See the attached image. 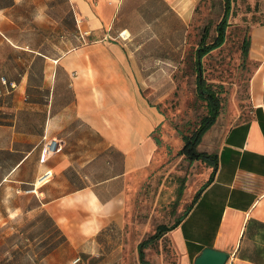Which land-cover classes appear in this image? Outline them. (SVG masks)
Wrapping results in <instances>:
<instances>
[{"label":"crops","instance_id":"0c3cea01","mask_svg":"<svg viewBox=\"0 0 264 264\" xmlns=\"http://www.w3.org/2000/svg\"><path fill=\"white\" fill-rule=\"evenodd\" d=\"M63 1L0 0V80L16 85L0 96V188L36 195L68 244L91 253L98 236L126 228L132 196L160 161L165 117L144 94L140 52L111 37L126 0ZM249 37L250 117L218 119L198 147L218 163L200 162L201 196L166 235L178 264L207 248L229 254L227 264H264V25ZM45 140L62 150L41 164Z\"/></svg>","mask_w":264,"mask_h":264},{"label":"rangeland","instance_id":"374dc122","mask_svg":"<svg viewBox=\"0 0 264 264\" xmlns=\"http://www.w3.org/2000/svg\"><path fill=\"white\" fill-rule=\"evenodd\" d=\"M125 6L127 11L117 22L119 29L110 30L111 37L128 51L140 52L144 94L165 117L158 137L160 161L132 196L124 231L98 236L91 253H79L68 244L39 210L36 195H14L6 190L2 194L0 188V264H141L138 246L153 237L159 226L175 225L206 180V165L178 156L185 145L183 138L197 131L209 114L208 102L200 92L201 77L220 99L219 123L233 126L250 117L249 81L255 66L245 58L244 42L253 27L264 25V0H233L226 41L202 59L201 73L196 52L207 30L206 42L216 40V28L225 15L224 0H126ZM124 26L129 29L127 41L120 38ZM85 37L83 44L89 42ZM77 43L74 38L72 47ZM43 121V112L35 114L36 125ZM18 205L23 213L15 217L7 207ZM145 252L151 264L179 261L168 237Z\"/></svg>","mask_w":264,"mask_h":264},{"label":"trees","instance_id":"16d2710c","mask_svg":"<svg viewBox=\"0 0 264 264\" xmlns=\"http://www.w3.org/2000/svg\"><path fill=\"white\" fill-rule=\"evenodd\" d=\"M224 1H225V12H224L225 15L222 21L218 24L216 28L217 33H218L216 40L212 42L211 44L206 42L209 36V33H210V31L207 30L205 32V36L202 39V42L200 43L199 49L196 52V61H197L196 66H197V70L199 73L202 72V59L205 56L209 55L210 53L221 48L226 41L228 27L230 26L229 20L232 16L233 0H224ZM250 47H251V44H250V37H249V39H247L244 42V54H245L246 59H248ZM199 86H200L201 95L204 96L208 102L209 114L207 117L204 118V120L201 123L200 128L197 131H195L192 135L185 136L183 138V140L185 141V145L183 149L179 152L178 156L185 157L188 162L189 161L191 163L202 162L216 169L217 163H218V157L216 155L200 153L198 151V147L202 143L203 141L202 139L204 135L217 124L216 122L219 119L222 108H221L219 97L216 95L215 92H212L211 90L205 87V82H203L202 77L200 79ZM201 193L202 191L197 194L194 202H196L199 199V197L201 196ZM46 217L48 218L47 215ZM177 226H179V223H176L174 226H171V227L166 226V225L159 226L155 235L151 237L150 239L144 241L138 247L141 264H151L149 261L146 260L145 250L148 247L160 242V240L166 237L168 233L175 230Z\"/></svg>","mask_w":264,"mask_h":264},{"label":"built area","instance_id":"2783aa9c","mask_svg":"<svg viewBox=\"0 0 264 264\" xmlns=\"http://www.w3.org/2000/svg\"><path fill=\"white\" fill-rule=\"evenodd\" d=\"M126 32H123V34L120 35V38L124 41H127L128 39H126L124 37ZM2 82V85H3V89L0 90V96H4V95H7L10 93L11 90H14V88L16 87L15 83L12 84L10 82H8L5 78H1L0 80ZM47 140H45L46 142ZM62 150V148L60 147V144L57 143L56 141H47L46 142V145L44 147V150L42 152V155H41V164H46L47 161H49V159L54 155V154H57L59 153L60 151ZM53 177L52 173L51 172H47L45 174L44 177H42L40 180H39V183H45L47 182L49 179H51ZM29 193L32 194V192H35V189H32V191H28Z\"/></svg>","mask_w":264,"mask_h":264},{"label":"water","instance_id":"95a60500","mask_svg":"<svg viewBox=\"0 0 264 264\" xmlns=\"http://www.w3.org/2000/svg\"><path fill=\"white\" fill-rule=\"evenodd\" d=\"M229 259V254L225 252L222 253L211 248H207L196 259L195 264H227Z\"/></svg>","mask_w":264,"mask_h":264},{"label":"bare ground","instance_id":"6f19581e","mask_svg":"<svg viewBox=\"0 0 264 264\" xmlns=\"http://www.w3.org/2000/svg\"><path fill=\"white\" fill-rule=\"evenodd\" d=\"M124 37H125L126 39H129V38H130V34H129V32H126L125 35H124Z\"/></svg>","mask_w":264,"mask_h":264}]
</instances>
